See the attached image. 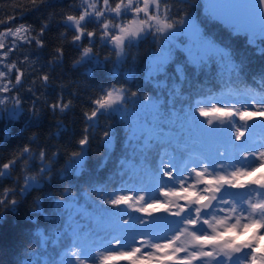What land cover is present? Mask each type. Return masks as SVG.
<instances>
[{
    "label": "snow or ice",
    "instance_id": "1",
    "mask_svg": "<svg viewBox=\"0 0 264 264\" xmlns=\"http://www.w3.org/2000/svg\"><path fill=\"white\" fill-rule=\"evenodd\" d=\"M80 0L78 5L70 3L69 8H78L76 14H64L60 23L65 32L61 33V40L67 41L78 52V58L74 59L73 67L87 65L85 75L89 78L103 74L106 70L109 78L118 81L122 76L126 81H132L136 77V71L129 67L122 71L123 66L134 63L135 57H130V49L147 36H152L156 45L154 53L147 60L144 68L145 79L153 83L154 87H161L167 83V78L175 74V82L171 85L168 93L169 115L175 116L178 121L180 116L192 112L195 116L206 118L203 127L214 134H223L225 129L214 126L213 119L209 117H233L239 116L244 124L235 127L233 121L229 124L235 128V136L231 135L232 127L227 129L230 142L240 140L244 136L241 128L249 131L254 129L255 124L247 122L254 116H264V92L256 93L254 89H248L251 93L250 101L244 104L245 110L235 111L228 107H201V101H196L179 111L175 108L177 99H185L182 95V82L187 79V70L202 69L210 61L218 57L226 62L230 71L239 74L240 67L233 62L230 52L219 45L214 38L206 35L201 29L197 19L193 17L189 8L203 7L207 18L219 22L231 33L243 35L247 38L250 46L259 42L264 45V0H257L249 5L244 13L224 12L215 5L194 4L192 0ZM47 3V0H29L24 5V10L31 11ZM176 4H183L184 8H178L173 14ZM184 12V15H180ZM114 14V15H113ZM143 14V18H141ZM23 15V12L21 13ZM131 16V19L128 17ZM15 17L9 16L7 20H0V24H9ZM120 21V22H117ZM126 21V22H125ZM92 25L91 30L89 26ZM48 23L42 22L39 32L31 25L19 24L15 28L9 26L0 32V37H14L24 44L31 45L33 42L38 48L45 46L42 37L48 30ZM71 31V39L68 40L67 32ZM190 31L195 37L199 50L196 57L184 51L187 40L173 43V38H179L177 33ZM97 40L101 46H108V54L102 55L95 50ZM17 47L16 41L12 47L5 49L3 40L0 39V63ZM264 54V47L260 48ZM182 53L185 63L180 64L175 57ZM201 53H204L203 55ZM65 52L61 44L53 49V58L49 64L61 63ZM20 65L28 64L30 72H25L17 62L4 64L0 70V119L16 121L24 112L23 97L20 89L25 83V76L31 79L30 85L25 89L35 97L32 104V115L38 118L39 110L37 103L40 96L37 95V81L39 88L46 89L52 77L47 73H41L35 68L33 61L29 64L26 55ZM34 75V79L32 78ZM261 83H264L262 77ZM42 94V93H41ZM142 99L144 104L151 105V114L160 116L165 110V103L159 97L141 95L138 91H131L126 86L116 82L110 83L107 88H101L100 94L91 97V107L83 112L86 127L81 136L76 140V147L66 152L67 161L61 170V175L71 173L79 177L87 168V156L92 137L99 127L101 117L112 116L114 113H124V122L130 106L135 108L133 101ZM44 104L53 114H64L73 107L71 99L66 100L63 93H59L55 100ZM258 105L256 111H248V107ZM131 137H136V129L131 127ZM147 123H151L148 121ZM259 123L264 124V121ZM64 126L58 122L57 135ZM35 135L29 142L17 149L6 161L0 162V184L4 180L13 179V173L20 169V175L13 181V187L0 188V209L15 211L20 203L14 197H24L42 189L45 183L52 180L53 166L60 157V151L49 156L47 148L41 147L38 151L32 148ZM102 142L106 150H110L113 144V133L108 129L102 131ZM169 143H175L180 149L179 154L163 151L159 155L155 167L147 165L145 172L154 178L151 189L140 188L139 191L126 190L123 186L118 191L107 193L105 196V182H97L91 185L93 191L98 193V205L105 209H131L136 213H144L151 220L137 217V223L152 225L154 222L163 221V230L143 229L138 233L125 234L114 232L109 234L98 223L97 228L85 226L77 222V217L90 215L88 209L91 205L82 206L79 201L81 194L88 196V190L83 193L75 191L71 186L65 187L55 200V206L62 212L68 213L67 220L61 231H55L49 235L45 231L37 229L36 240L24 248L17 257L16 264H113V261L127 260L129 264H150L155 260L164 264H264V176L260 179L242 180L251 176L258 167H264V144L253 146L255 150H244L245 158L252 157L249 167H236L231 161V172L226 171L223 162L224 152L217 151L210 155L203 151H195L188 145L180 142L179 138L170 137ZM187 153L186 155L184 153ZM38 160V167L36 161ZM107 161H103L101 168ZM36 168L35 174H29ZM128 165L125 161L119 162V170L115 173L121 179V185L125 180V169ZM111 180L112 177L106 178ZM21 180L23 181L21 183ZM255 185L256 187H251ZM231 189H245L246 195L233 192ZM149 191L158 192L159 199L153 195L148 198ZM252 193L255 194L253 198ZM228 197V198H226ZM36 205L34 211L40 212L39 198L33 201ZM110 206V207H109ZM162 209L173 219L168 217H156L157 210ZM71 210V211H69ZM75 213V216L72 213ZM120 218L123 225L129 224L132 216L128 219ZM3 216L0 214V219ZM48 219V217H45ZM97 214L94 219L99 222ZM251 230L252 235L246 240H238V234ZM104 232V235H100ZM190 239H186L189 238ZM62 238L67 244L62 251L57 253L58 259L48 253L49 242L59 245ZM144 249L145 251H142ZM259 249V250H258ZM181 253L185 255L181 256ZM139 254V255H138Z\"/></svg>",
    "mask_w": 264,
    "mask_h": 264
},
{
    "label": "trees",
    "instance_id": "2",
    "mask_svg": "<svg viewBox=\"0 0 264 264\" xmlns=\"http://www.w3.org/2000/svg\"><path fill=\"white\" fill-rule=\"evenodd\" d=\"M115 2H119V0H114L112 6H114ZM192 2L197 5L204 4L202 0H192ZM70 3L78 5L80 0H47V3L31 11L24 10V5L31 7L29 0H0V20H7L9 16L15 17V20L7 25L0 24V30L6 26L23 23L26 26L31 25L35 29V32H33V35H35L36 32H39L42 22L48 23V30L42 37L45 43L43 48H38L34 42L31 45L19 42L16 44L17 47L9 54V60L10 62H17L18 66L27 73L31 71L28 64H19L27 55L29 64L34 61L35 64L33 66L35 68L39 69L41 73L47 72L52 77L46 89L39 88V81L35 85L37 87V95L40 96V100L36 105L39 110L37 118L31 112L35 97L25 91L30 85L31 79L27 75L25 76V83L20 89L24 105L22 117L16 121H9L6 118L0 119V162L11 158L12 154L27 144L33 135H35V140L31 146L35 151H38L41 147L47 148L49 156L57 150L60 151V157L56 159L53 166V177L50 182L45 183L41 190L33 192L31 195L14 197L20 200L15 211L0 209V214L3 216L0 219V264H16V259L24 248L30 246L36 240L35 233L37 229L43 230L49 235L63 229L68 213L57 209L55 200L67 186H71L73 190L81 193L85 189L88 190L87 197L81 194L79 203L82 206L91 205V208L88 209L90 215L77 217L78 223L93 228H97L99 223L102 229L109 232V234H115L114 232L122 233L123 230H128L137 220L136 216L142 217L144 213H136L131 209L123 208L105 209L95 202L97 201L98 193L92 190L91 185L97 182H105L107 185L105 196L107 193L118 191L121 186L126 190L139 191L140 188H148L150 190L151 185L155 181L154 178L146 174L145 167L150 165L154 168L159 155L163 151L176 154L180 152L175 143L168 142L170 137L178 138L175 131L168 125L170 120L168 93L171 90L172 83L175 82V74L172 73L167 78V83L159 88L154 87L152 82L145 79V65L156 48L152 36H147L129 50L130 57H135L136 59L134 63L130 59L129 63L123 66L122 71H126L129 67L133 68L136 71L134 80L126 81L121 76L118 81H113L109 78L107 70L103 74L89 78L85 75L87 65L73 67L74 59L78 58L77 50L67 41H63L60 38L61 33L65 32L64 26L60 23L62 15L76 14L78 12V8L68 7ZM184 7L183 4H176V7L173 8V14L178 8ZM188 10L197 19L205 34L214 38L219 45L230 52L232 60L239 65L240 71L239 74L231 72L230 75L220 73L217 70L215 61H211L208 66L196 71L188 68L187 79L182 82V95L185 99H177L175 101L176 110L179 111L182 107H186L196 101H201L200 106H206L211 103H218L224 98L240 96L250 98L251 93L248 92V89H254L256 93L264 92V83H261L262 77H264V54L259 51L264 45L257 42L256 45L250 46L247 38L243 35L231 33L223 24L208 19L202 6L189 8ZM22 12L23 15H21ZM180 15H184V12H181ZM91 28L92 25L89 26V30ZM67 36L68 40H70V30L67 32ZM61 44L65 52L63 61L49 64V61L53 58V49ZM95 50L100 51L102 55L108 54V46L102 47L98 40ZM175 59L180 64L185 63L182 53H178ZM32 78L34 79V75ZM113 82H116L118 86H126L131 91H138L141 95L148 94L159 97L165 103V110L160 116H156L158 118L148 120L151 122L152 130L147 137H143L142 134H136V137L132 138L129 132L130 125L127 121H130L131 127H134L136 120L132 115V111L141 109L145 105L139 97L133 101L135 108L130 106V111L127 113V118L124 122L121 121L124 118V113L121 112L114 113L112 116L101 117L99 127L92 137V143L89 145L86 170L79 177L70 172L65 173L62 177L61 170L68 158L65 153L76 147V140L80 138L82 130L86 127L83 112L91 107L90 98L100 94L102 87L107 88ZM61 92L66 100H72L73 107L64 114L58 112L53 114L48 110L44 101H54ZM228 119L229 121L235 119V127H241L244 124L243 121L239 120V117L236 118L234 116V118L229 117ZM258 119L259 121H264L263 117ZM148 121L145 123L149 124L147 123ZM58 122L64 126L59 135H57ZM230 127L232 125H229ZM108 128L113 133V144L109 146L111 147L110 150H106L102 142V131ZM241 130L244 131V128L242 127ZM249 132V130L244 131L245 134ZM193 135L195 136V133ZM231 135L235 136L234 127H232ZM252 135L256 140L264 141V124L260 123L255 126ZM203 136L201 134L196 137L197 139L192 138L187 142L180 140V142L188 145L192 150L206 152L207 149L203 145ZM257 137L259 138L257 139ZM193 141L195 143H192ZM232 142L237 143L238 140ZM245 146L247 145H241V148ZM234 149L237 150L236 148ZM216 152L214 150L212 155H215ZM184 154L186 155L187 153L185 152ZM105 160L107 164L101 168V164ZM121 160L128 165V168L125 169L126 177L123 185H121L120 177L115 175L119 170V162ZM38 163L37 160V167ZM35 171L36 168L29 174H35ZM20 174V169L18 168L13 173V179L4 180L0 184V188L15 186L13 181ZM109 176L112 177L110 181L106 179ZM141 194H146L148 198H151L153 192L149 191ZM37 198L41 201L40 212L34 211L36 205L33 201ZM158 211H161L159 215L163 216V210ZM72 214L75 216L74 212ZM97 214L101 217L99 222L94 219ZM123 216H125V219H128V216H132L129 224L123 225L120 223V218ZM45 217H48V219ZM164 226L163 223L158 228L150 229L162 231ZM97 230L99 231L98 228ZM140 231L135 230L133 233ZM104 234V232H100V235ZM238 239H240L239 236ZM66 244L67 240L64 238H62L58 246L49 242L47 251L51 255L52 253L49 250L57 254L62 251ZM142 251L145 250L142 249ZM182 254L180 255L182 256ZM167 263L170 264V262ZM114 264H129V262L127 260H119ZM194 264H198V262H194Z\"/></svg>",
    "mask_w": 264,
    "mask_h": 264
},
{
    "label": "rangeland",
    "instance_id": "3",
    "mask_svg": "<svg viewBox=\"0 0 264 264\" xmlns=\"http://www.w3.org/2000/svg\"><path fill=\"white\" fill-rule=\"evenodd\" d=\"M114 15V14H113ZM141 18H143V14H141ZM128 19H131V16L128 17ZM120 22V21H117ZM126 22V21H125ZM19 24H23V23H16L14 25H10L11 27L15 28L16 26H18ZM7 25V24H5ZM9 26L4 27V29L0 30V32H3L6 30V28ZM177 40L176 38L172 39L173 43L179 42L180 40H187L188 43L187 45L184 47V51L189 53V55L196 57V53L199 50V45L197 44L195 37L192 35V33L190 31H185L184 33H177L176 34ZM0 39L3 40V43L5 44V49L6 50L8 47H12V43L15 40L16 44L19 42H22L20 40H16V38L14 37H0ZM3 51V50H0ZM155 51V50H154ZM154 51L152 52V54L154 53ZM151 54V55H152ZM202 55L204 53H201ZM151 55L149 56V58L151 57ZM211 62V61H210ZM209 62V63H210ZM215 62L217 64V70L220 73L226 74V75H230L232 71H230L229 67L227 66L226 62H222L219 60V58L217 57L215 59ZM234 62V61H233ZM8 63H12L9 60V56L7 58H4L3 63H0V70H6L4 69V64H8ZM209 63L206 65L208 66ZM246 101H249L251 103L254 104V102L250 101L249 97H245V96H240V97H230V98H224L222 99V101L218 102V103H211L210 105H206V106H201V107H211L212 105H216L217 107H228V108H232L235 111L239 110V111H243L245 110L244 108V104ZM258 105L256 106H252V107H248L247 110L248 111H256ZM151 105H143V107L141 109H138L136 111H132V115L136 118L135 120V126L133 128L136 129L137 134H142L143 137H147L152 130V127L150 126V124H146L145 122L151 119H155L158 118L154 115H152L151 113ZM236 118L239 117L237 115H234ZM231 117V118H234ZM259 117H263L264 116H254L252 117L251 120H249L247 123L249 125L251 124H255V126L259 125L260 121H259ZM210 119H213V123L214 126L219 127V128H223L225 129V132L223 134H214L211 133L209 130L205 129L203 127V121L206 118L204 117H198V113L197 116H195L192 112H188L182 116H180L179 120H176L175 116H171L169 115V121H168V125H170L171 129L175 131L176 135L178 136V138L183 141V142H187L190 141L189 139H197L196 137H199V135L203 134V145L205 146V148L207 149L206 153L212 155V152L214 150L216 151H221L225 153V156L223 158V162L226 165V171L231 172L233 170L232 167H229V162L231 161L233 164H235L236 167H249V165L251 166H255L254 164H252V157H247L245 158L244 155V150L243 149H248L249 151L255 150L253 146H259L261 144L264 143L263 140H256V138L253 137V131L254 129H252L249 133H244V136L241 137V141L237 143H233L230 142L229 138H228V132L227 129L229 128V117H220L219 119H217L216 117H209ZM233 122H235V119H232ZM244 131H248V129L244 128ZM195 133V136L193 135V133ZM252 132V133H251ZM259 137H257L258 139ZM192 143H195L194 141ZM241 145H247L244 148H241ZM240 149H239V148ZM234 148H236L237 150H235ZM262 176H264V167H258L256 169V171L252 172L251 176L249 177H242V180H253V179H260L262 178ZM251 187H256L255 185H252ZM231 191L233 192H239L241 195H246L247 191L245 189H231ZM153 195L157 196L159 199L163 200L162 197H159L158 192H153ZM152 195V196H153ZM253 198H255V194L252 193ZM228 198V197H226ZM162 210V209H159ZM158 212V213H157ZM154 214V216L156 217H168L169 219H173V217H171L168 213L163 212V216L159 215L158 211ZM145 220H151L152 217H147L146 214H144L142 216ZM164 222L163 221H157L154 222L152 225H144V224H140L137 223V220L135 221V223L132 224V227L128 230H123L122 233L125 234H132L133 231L135 230H143V229H150V228H158L160 227V225H162ZM252 235V231L249 230L247 232H244L242 235H239L238 240H246L248 239L250 236ZM186 239H190L186 238ZM262 243V247H264V241H261ZM49 250V249H48ZM259 250V249H258ZM52 255L54 257H56L57 259L59 258L57 254L54 253V251L49 250ZM185 255V253L182 254V256ZM117 261H113V264L116 263ZM168 261H165V264ZM89 264H91V261H89ZM150 264H160V262L158 261H151Z\"/></svg>",
    "mask_w": 264,
    "mask_h": 264
},
{
    "label": "water",
    "instance_id": "4",
    "mask_svg": "<svg viewBox=\"0 0 264 264\" xmlns=\"http://www.w3.org/2000/svg\"><path fill=\"white\" fill-rule=\"evenodd\" d=\"M205 5H215L224 12L244 13L248 11L249 5H253L257 0H203Z\"/></svg>",
    "mask_w": 264,
    "mask_h": 264
}]
</instances>
